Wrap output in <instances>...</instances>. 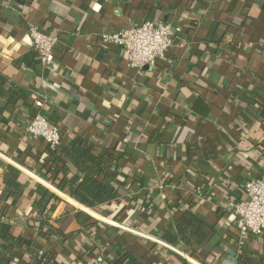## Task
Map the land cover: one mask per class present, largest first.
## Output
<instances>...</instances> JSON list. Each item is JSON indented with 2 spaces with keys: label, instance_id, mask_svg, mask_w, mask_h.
<instances>
[{
  "label": "crops",
  "instance_id": "obj_1",
  "mask_svg": "<svg viewBox=\"0 0 264 264\" xmlns=\"http://www.w3.org/2000/svg\"><path fill=\"white\" fill-rule=\"evenodd\" d=\"M145 21L181 33L166 60L139 71L103 35ZM30 27L58 37L46 67ZM36 114L60 130L57 149L79 140L117 149L114 204L96 211L77 201L62 181L82 176L66 157L63 188L52 183L48 145L26 133ZM8 171L20 174V184L8 186ZM259 176L264 0H0V225L12 234L0 242V257L11 264H264V235L240 238L226 207ZM39 186L57 199L49 234L39 226ZM182 211L202 223L192 246L164 238ZM19 237L29 245L16 244Z\"/></svg>",
  "mask_w": 264,
  "mask_h": 264
},
{
  "label": "built area",
  "instance_id": "obj_2",
  "mask_svg": "<svg viewBox=\"0 0 264 264\" xmlns=\"http://www.w3.org/2000/svg\"><path fill=\"white\" fill-rule=\"evenodd\" d=\"M180 33L181 29L170 23L145 21L128 29L103 35V38L121 47L126 53L129 66L142 71L146 67L155 68L161 60H166L177 45ZM29 36L40 63L48 66L59 43L58 37L37 27H30ZM26 133L46 142L51 150H56L63 142L60 130L41 114L34 115L28 121ZM244 190V199L226 203V207L234 215L238 236L246 238L249 235H264V176L247 181ZM84 264L103 262L98 259Z\"/></svg>",
  "mask_w": 264,
  "mask_h": 264
},
{
  "label": "trees",
  "instance_id": "obj_3",
  "mask_svg": "<svg viewBox=\"0 0 264 264\" xmlns=\"http://www.w3.org/2000/svg\"><path fill=\"white\" fill-rule=\"evenodd\" d=\"M46 156L48 157L45 161L47 168L46 171L51 174L52 183L60 188H63V186H61L58 181H62L60 175L63 171L64 165H66L63 157L68 158V160H70L78 169L82 176L81 178L76 177L70 181L62 182H64V185L68 186L72 196L81 204L96 211H100L101 207L111 206L116 202L117 190L113 183L117 181L116 178L118 176V168L121 161V157L116 148H104L102 151H97L94 143L87 140H79L61 150L49 149ZM4 179L6 183H8V186L11 182L16 181V184H20L18 182L20 174L16 172L8 171L5 174ZM38 192L39 199L36 202V209L41 219H43L42 224L40 223L39 226L41 225L46 228L42 229L40 226V230H46L49 234V232L51 233L52 231L51 227H48L47 225L49 221L50 207L52 202L57 201V199L40 186L38 187ZM118 207L113 211L117 212ZM128 209V213L132 212L131 210H133V207H129ZM114 212L104 210L100 213L107 217H112L114 216ZM182 213L181 219L175 226V231L172 232V230H168L164 235V238L168 239L172 244L184 242L192 246L195 237L201 230L202 223L192 213L186 211H182ZM79 216L84 215L79 213ZM84 217V219H90L88 216ZM9 237H12L10 227L1 224L0 242H7ZM16 244L20 246L23 244L29 245V243L25 242L20 237L17 238ZM41 257L42 260H44L42 262H48L47 254H42ZM0 264H11V259L0 257Z\"/></svg>",
  "mask_w": 264,
  "mask_h": 264
}]
</instances>
